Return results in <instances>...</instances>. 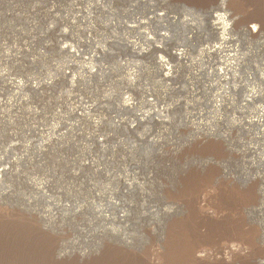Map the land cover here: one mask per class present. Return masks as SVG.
<instances>
[{"label": "rangeland", "instance_id": "374dc122", "mask_svg": "<svg viewBox=\"0 0 264 264\" xmlns=\"http://www.w3.org/2000/svg\"><path fill=\"white\" fill-rule=\"evenodd\" d=\"M0 170V264H264V0H0Z\"/></svg>", "mask_w": 264, "mask_h": 264}, {"label": "bare ground", "instance_id": "6f19581e", "mask_svg": "<svg viewBox=\"0 0 264 264\" xmlns=\"http://www.w3.org/2000/svg\"><path fill=\"white\" fill-rule=\"evenodd\" d=\"M216 19L218 20V23L217 24H219L220 23V21H219V19L220 18H218V17H216ZM248 22H251V20H248ZM245 25H247L249 28H251L250 26H249V24H245ZM253 27V30H256V28H257V26H255V25H252ZM256 96V95H255ZM128 104V103H127ZM123 105H125V103L123 104ZM261 112V111H260ZM259 112V113H260ZM261 114V113H260ZM260 121H258V119L256 120V121H250L249 123H259ZM6 171V170H5ZM2 172H4V170H0V176H1V173ZM0 181H1V179H0ZM102 211V210H101ZM33 232L38 236V234L37 233H40V234H42L41 232H39L38 230H33ZM47 236L48 237H50L48 234H47ZM52 238V237H51ZM35 239V237L34 236H32V238L31 239H28V240H26V243H31L33 240ZM47 239V238H46ZM40 240V239H39ZM50 240V239H49ZM48 240V241H49ZM48 241H47V243H48ZM40 242V241H39ZM46 243V242H45ZM46 243V244H47ZM124 244V243H123ZM122 244V245H123ZM124 246H126L125 244H124ZM9 250H11V249H9ZM9 250H7V252L9 253ZM26 255H28V253L27 252H24V257L26 256ZM65 255H62V254H60V252L59 253H57V254H51V252H50V250L47 252V256H46V260H48L50 263H52V264H72L71 262H70V259L69 260H67V261H61L60 262V260L64 257ZM80 261H82V258L80 259Z\"/></svg>", "mask_w": 264, "mask_h": 264}]
</instances>
